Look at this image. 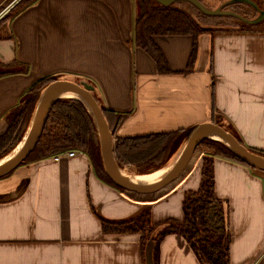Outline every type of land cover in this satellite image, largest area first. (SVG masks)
I'll return each mask as SVG.
<instances>
[{"label": "crops", "instance_id": "0c3cea01", "mask_svg": "<svg viewBox=\"0 0 264 264\" xmlns=\"http://www.w3.org/2000/svg\"><path fill=\"white\" fill-rule=\"evenodd\" d=\"M136 16V0H37L0 25V63L25 71L0 78V134L37 80L62 77L90 80L103 107L128 113L117 136L219 120L244 147L264 150V33L199 35L189 71L193 38L156 37L171 70L162 74L136 45ZM213 173L226 206L230 264H264V171L214 157ZM201 180L194 159L153 194L102 181L82 152L21 165L0 178V264H147L140 234L106 233L101 218L149 211L155 225L182 222L185 196ZM153 264L204 263L186 237L168 233L155 239Z\"/></svg>", "mask_w": 264, "mask_h": 264}, {"label": "trees", "instance_id": "16d2710c", "mask_svg": "<svg viewBox=\"0 0 264 264\" xmlns=\"http://www.w3.org/2000/svg\"><path fill=\"white\" fill-rule=\"evenodd\" d=\"M36 1H19L0 22L17 16ZM253 1L260 9L264 10V0ZM176 3L189 4L187 2ZM176 3L164 6L156 0H137L136 45L149 54L156 62L158 72L162 74L170 73L171 70L161 48L155 42L156 37L191 36L193 38L192 51L187 67L189 71L194 67L199 35L229 31L224 29L213 30V28L203 26L185 8L177 7ZM236 6L240 7L236 8V11L244 16L250 10H253V7L247 5L236 4ZM254 12L256 13V11ZM225 18L231 19L232 17ZM238 22L243 25V28L240 29L242 32L264 33V21L255 25ZM17 64V62L11 64L0 63V65L5 66V69L0 67V78L11 73H25L24 70L15 69ZM48 78L50 77H43L37 80L19 104L6 117L8 127L0 136V151L4 150L3 153H5L0 155V159L12 151L26 135L42 91L45 88L44 86L47 83L45 80H49ZM94 97L104 112L113 137H116L114 156L119 168L131 166L139 174L150 173L162 168L179 151L180 146L188 139L193 130L120 137L116 133L128 113L117 114L110 109H106L97 95L94 94ZM236 139L241 142L238 137ZM213 145L216 149L215 153L209 160L204 159L202 165L200 188L197 191L188 192L185 196L183 203L184 219L182 222L169 220L162 225H155L152 223L150 212L145 211L137 218L126 221L113 222L101 218L104 232L109 234H140L144 257L145 245L149 241L151 234L156 229L163 228L159 236L168 233L183 235L191 243L204 264H230L226 206L215 192L213 159L214 157H220L243 165L247 164L227 144L215 141ZM247 149L251 153L264 158V150ZM68 151L86 154L96 175L102 181L125 190L114 184L107 175L95 118L87 104L78 98H59L55 101L48 114L38 144L21 165L55 157Z\"/></svg>", "mask_w": 264, "mask_h": 264}, {"label": "water", "instance_id": "95a60500", "mask_svg": "<svg viewBox=\"0 0 264 264\" xmlns=\"http://www.w3.org/2000/svg\"><path fill=\"white\" fill-rule=\"evenodd\" d=\"M156 1H158L160 4L164 6H170L171 4L176 2H187L195 6L197 9H199L204 15L230 16L250 25L259 24L264 21V10L259 9V7L256 5V3L253 0H230L225 4L221 5L220 7H218L217 9H210L206 7L200 0H156ZM232 4L250 5L251 7H254L258 11V16H256L253 19H250L237 12L224 9V7ZM68 90L78 93L86 102L87 106L90 109V112L93 114L99 131L105 171L109 176V178L113 181V183L122 189L136 192L139 194H153L164 189L167 185L178 179V177L181 175V173L184 171V169L191 161L199 143L202 141V139L205 136H207L208 133H215L218 136H220L224 140L223 142H225L230 148H232V150L247 165L264 171V158L251 153L246 147H244L236 139V137L231 132L227 131L222 126L217 124L203 123L193 129L190 136L186 140V147H184L183 149V157L181 158L179 163H177V165L167 175L162 177L160 183L152 186L132 184L120 178L116 173V169L119 167L116 164L115 156H114L115 148L113 143V135L112 132L110 131L104 112L93 95L94 87L92 85H88L83 82L79 84L74 81L59 80L49 85L42 92L41 98L37 104L32 119V122L34 123L33 129L31 132L28 129L26 133L27 135L29 133L28 139L25 145L23 146V148L13 159V161L6 167L0 168V178L6 177L10 173H12L34 151L36 145L40 140L51 107L53 106L55 101L60 98V95ZM25 137L26 135L24 136V138ZM154 238L155 236L152 235V237L146 243L145 256H146L147 264H153V248L155 242Z\"/></svg>", "mask_w": 264, "mask_h": 264}, {"label": "rangeland", "instance_id": "374dc122", "mask_svg": "<svg viewBox=\"0 0 264 264\" xmlns=\"http://www.w3.org/2000/svg\"><path fill=\"white\" fill-rule=\"evenodd\" d=\"M21 0H2L0 2V20H2L6 15L9 14L10 10ZM137 1V0H136ZM204 2H206L208 5V7L213 8V9H217L218 7H220L221 5L225 4L226 2L230 1V0H203ZM176 5H178L177 7H183L185 8L190 14H192L198 21L199 23H201L203 26L205 27H210L213 28V30H219V29H224V30H234V31H240L241 28H243V25H241L240 22H238V20L235 19H228L225 17H209V16H205L203 15L201 12H199L197 9H195L193 6H191L190 4H179L176 3ZM234 5V6H233ZM232 6L228 7L229 9H234V8H240L238 6H236V4H233ZM242 12H244L242 10ZM256 17V13L252 12L249 14L250 19H253ZM7 20H4L2 22H0V25H3ZM250 25V24H249ZM1 27V26H0ZM1 68L5 69L4 65H0ZM18 68V67H17ZM49 80H45L46 85L44 86L45 88L43 89V91L52 83L59 81V80H63L62 77H50L48 78ZM73 81V80H71ZM74 82L76 83H86L88 85H92L94 87V91H93V95H97V91H96V87L94 85V83H92L90 80H81V79H76L74 80ZM44 84V83H43ZM48 84V85H47ZM42 91V92H43ZM98 97V96H97ZM218 123L220 125H222L223 127L227 128L226 130L231 132L235 137H237V133L234 131L233 128L225 126L223 123H221V121L218 120ZM8 124V123H7ZM8 127V126H7ZM7 129V128H6ZM4 133V132H3ZM1 133L0 136L3 134ZM115 138L113 137V143H114V147H115ZM239 138V137H238ZM240 140V139H239ZM215 141H219V140H215L212 139L210 137L205 136L202 141L199 143L198 147L196 148V151L194 152V155L192 157L191 160L194 159V165H198L201 164V166L204 163V159H208L212 158L213 153H215L216 149L215 146L213 145V143ZM241 141V140H240ZM219 142H223V141H219ZM225 143V142H223ZM186 144V142L182 143V145L180 146V149H183V146ZM226 144V143H225ZM245 144V143H243ZM245 146H247L245 144ZM16 148V147H15ZM14 148V149H15ZM246 148H250V147H246ZM13 149V150H14ZM12 150V151H13ZM4 151V150H3ZM3 151H0V155L4 154ZM12 151H10L9 153H11ZM8 153V154H9ZM175 155V154H174ZM173 155V156H174ZM56 157V156H55ZM263 158V157H262ZM189 164H191V161L189 162ZM188 164V165H189ZM187 165V166H188ZM193 167V166H192ZM126 170L128 173L130 174H139L137 173L135 170L132 169L131 166H126ZM15 171V170H14ZM13 171V172H14ZM12 172V173H13ZM183 173V172H182ZM163 228H159L158 230L156 229V231H154L150 238L152 237V235L155 236L154 239H156L159 236V233L161 232ZM149 238V239H150Z\"/></svg>", "mask_w": 264, "mask_h": 264}, {"label": "bare ground", "instance_id": "6f19581e", "mask_svg": "<svg viewBox=\"0 0 264 264\" xmlns=\"http://www.w3.org/2000/svg\"><path fill=\"white\" fill-rule=\"evenodd\" d=\"M60 98H63V99H70V98L81 99L82 97L78 93L71 91V90H68V91H65L64 93H62L60 95ZM82 100H83V98H82ZM33 125H34V123L31 122L30 126H29L30 132L33 129ZM28 135H29V133H28ZM28 135L26 134V137L16 146V148L11 153H9L8 155H6L4 158H2L0 160V168L6 167L7 165H9L13 161V159L16 157V155L20 152V150L25 145V143L28 139ZM207 137H210L212 139L219 140V141H224L220 136H218L215 133H208ZM184 147H186V144L183 146V149H184ZM183 149L178 151L168 161V163H166V165H164L162 168H159L153 172L146 173V174H130L127 172L126 166H125L123 168H117L116 173L120 178H122V179H124V180H126L132 184L146 185V186L157 185L158 183H160L162 177L167 175L177 165V163H179V161L183 157Z\"/></svg>", "mask_w": 264, "mask_h": 264}, {"label": "flooded vegetation", "instance_id": "af4514ba", "mask_svg": "<svg viewBox=\"0 0 264 264\" xmlns=\"http://www.w3.org/2000/svg\"><path fill=\"white\" fill-rule=\"evenodd\" d=\"M206 7H208L207 5V3L206 2H204L203 0H200ZM190 4V3H189ZM191 6H193L192 4H190ZM233 5V4H232ZM232 5H229V6H226V7H224V9H226V10H231V11H234V12H237L236 11V8H234V9H229L228 7H230V6H232ZM242 5H247V4H242ZM234 6V5H233ZM247 6H250V5H247ZM195 9H197L195 6H193ZM208 8H210V7H208ZM210 9H213V8H210ZM238 9V8H237ZM249 9V8H248ZM247 9V10H248ZM253 10H250L251 12L253 11H256V16H258V11L253 7L252 8ZM260 9V8H259ZM199 12H201L199 9H197ZM263 10V9H262ZM248 12V14L246 13V15H245V17H249V14L251 13V12ZM202 13V12H201ZM238 13V12H237ZM203 14V13H202ZM204 15V14H203ZM205 16H207V15H205ZM244 16V15H243ZM209 17H218V16H209ZM221 17H230V16H221ZM233 18V17H232ZM234 19H236V18H234ZM236 20H238V19H236ZM238 21H240V20H238ZM242 22V21H241ZM244 23V22H243ZM201 24V23H200Z\"/></svg>", "mask_w": 264, "mask_h": 264}, {"label": "built area", "instance_id": "2783aa9c", "mask_svg": "<svg viewBox=\"0 0 264 264\" xmlns=\"http://www.w3.org/2000/svg\"><path fill=\"white\" fill-rule=\"evenodd\" d=\"M75 154H76L75 151H68V152H66V153H63V154H60V155L56 156L55 158H56V159H60V158L63 157V156H70V157H72V156H74Z\"/></svg>", "mask_w": 264, "mask_h": 264}]
</instances>
